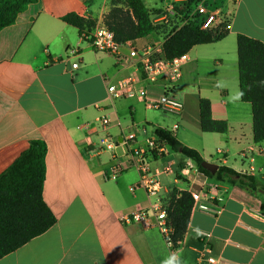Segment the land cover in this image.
Returning a JSON list of instances; mask_svg holds the SVG:
<instances>
[{"label":"crops","instance_id":"crops-1","mask_svg":"<svg viewBox=\"0 0 264 264\" xmlns=\"http://www.w3.org/2000/svg\"><path fill=\"white\" fill-rule=\"evenodd\" d=\"M213 1L232 12L229 33L187 53L189 61L176 89L184 109L169 121L148 115L146 107L141 115L142 103L135 100H111L104 80L120 76L114 57L95 52L76 27L63 21L75 13L98 24L112 0H38L0 32V174L32 142L44 141L43 199L57 219L46 232L1 258L0 264H163L172 253L159 229L127 218L161 200L170 202L174 190L200 193L203 202L220 209L212 215L192 207L175 253L178 264H207L199 253L206 246L205 257L216 258L218 264H264L262 193L196 173L191 159L171 149L164 157L149 158L162 185L159 197H152L141 188L131 190L140 180L135 166L116 179L108 176L115 162H130L123 146L101 150L104 139L120 142L129 132L146 145L159 127L196 149L204 161L254 176L264 185V141H254L251 104L240 95L236 98L237 36L264 43V0ZM143 2L152 19L166 0L152 7ZM149 39L135 44L142 47ZM70 48L78 49L79 55L69 57ZM163 85L159 81L150 86L151 99L158 98ZM202 98L210 101L214 120L227 122L226 134L202 131ZM102 116L111 119L109 127L101 126ZM169 164L172 171L166 172ZM214 182L216 191L209 187ZM207 193L215 199L208 200Z\"/></svg>","mask_w":264,"mask_h":264},{"label":"trees","instance_id":"trees-1","mask_svg":"<svg viewBox=\"0 0 264 264\" xmlns=\"http://www.w3.org/2000/svg\"><path fill=\"white\" fill-rule=\"evenodd\" d=\"M38 0H0V32L13 25L18 16ZM196 0H189L193 3ZM125 11L111 9L105 17V24L115 34L118 43L150 38L156 28L151 13L143 0H124ZM114 6V3L112 4ZM63 21L76 27L80 35L90 32L96 25L75 13L63 17ZM229 29L214 36L199 27L189 25L169 35L163 44L168 59L189 53L192 48L212 44L224 39ZM239 89L241 101L250 103L253 115V133L256 143L264 141V43L239 34L237 36ZM201 129L206 133L226 134V121L214 120L211 103L200 100ZM155 134L165 141L173 151L191 159L200 173L217 181H227L252 193H262L261 210L264 213V185L251 175L220 166L212 175L201 164L204 159L194 149L183 145L170 131L157 127ZM47 145L42 140L32 142L30 147L0 174V259L22 247L28 241L51 228L57 219L43 199V185L46 177ZM158 157V155H154ZM168 206V218L173 228L175 243L183 240L190 221L193 198L188 191L174 190Z\"/></svg>","mask_w":264,"mask_h":264},{"label":"built area","instance_id":"built-area-1","mask_svg":"<svg viewBox=\"0 0 264 264\" xmlns=\"http://www.w3.org/2000/svg\"><path fill=\"white\" fill-rule=\"evenodd\" d=\"M231 2L235 0H230ZM232 13L225 5L219 1L196 0L189 3V0H166L159 12L151 19L156 33H165L159 36V41L151 42L142 47L135 44V41L118 43L115 34L105 24V19L96 24L88 33L81 34V37L90 43L95 52L112 55L116 61L120 76L116 79L105 78L106 91L111 100H135L142 103L147 109L160 110L165 113L179 115L184 109V103L176 96L178 83L183 78L184 66L189 61L188 54H183L173 59H168L163 51V44L167 37L181 28L189 25L199 27L201 30L211 33L214 36L221 35L223 31L229 29ZM69 57H76L79 51L76 48L67 50ZM74 69L78 63L72 65ZM164 82L162 92L157 99L150 98V86ZM103 128L111 124V119L107 116L99 118ZM177 127V125H174ZM121 145L124 151L130 153L131 160L125 165L115 162L108 170V176L116 179L124 170L135 166L140 173L139 183L131 190L143 189L152 197H159L162 185L159 180L160 173L153 172L149 165V158L155 154L158 157L166 156L171 147L158 136L149 138L146 145L138 143L134 132L126 133L119 142V139L106 138L103 140L102 151H114ZM172 166L169 164L166 172H171ZM199 170L196 169V173ZM210 189L216 191L218 183L209 184ZM193 208L200 211L217 215L220 209H213L211 203L203 202L200 193L192 192ZM208 200L215 197L207 193ZM169 202L159 201L151 209H140L132 213L127 221L139 223L146 228L156 227L159 229L169 248L170 253L175 254L179 243H175L172 238L173 228L170 226L168 218ZM208 238L209 235L204 233ZM209 252V247L199 251L201 259H205L207 264H218L214 257H205Z\"/></svg>","mask_w":264,"mask_h":264},{"label":"rangeland","instance_id":"rangeland-1","mask_svg":"<svg viewBox=\"0 0 264 264\" xmlns=\"http://www.w3.org/2000/svg\"><path fill=\"white\" fill-rule=\"evenodd\" d=\"M211 1V0H210ZM226 1H229V0H226ZM146 2H147V5L149 6V7H152V6H154V5H156V4H158V5H160L161 4V0H146ZM230 2V1H229ZM114 3V6H112V4ZM232 3H233V1H232ZM112 4H111V7H110V10L111 9H122V10H124L125 11V4H124V0H112ZM232 5V4H231ZM114 7V8H113ZM110 10H109V12H110ZM231 12V11H230ZM232 13V12H231ZM108 15V14H107ZM163 34H165V33H157V34H155V35H152L151 37H150V39H149V42L151 43V42H156V41H159V36H163ZM177 96V95H176ZM177 98H178V96H177ZM179 99V98H178ZM139 107V112H140V114L141 115H143L144 114V112H146L144 109H146L145 108V106L143 105V104H140V106H138ZM147 113H148V115L150 114V115H153V116H156L157 118H160V119H162V118H164L165 116L168 118V121L169 120H171V118L172 117H176L177 115H174V114H170V113H165V112H162V111H160V110H153V109H151V110H148L147 111ZM129 115H127L126 116V120H130V117H128ZM150 119H152V118H150Z\"/></svg>","mask_w":264,"mask_h":264},{"label":"water","instance_id":"water-1","mask_svg":"<svg viewBox=\"0 0 264 264\" xmlns=\"http://www.w3.org/2000/svg\"><path fill=\"white\" fill-rule=\"evenodd\" d=\"M201 166L204 169L208 170L213 176L216 175L219 169V165L207 161L202 162Z\"/></svg>","mask_w":264,"mask_h":264},{"label":"clouds","instance_id":"clouds-1","mask_svg":"<svg viewBox=\"0 0 264 264\" xmlns=\"http://www.w3.org/2000/svg\"><path fill=\"white\" fill-rule=\"evenodd\" d=\"M239 95H241V94L237 95V97H236L237 99L239 98ZM174 262H175V264H178V257L175 254H173L171 256V258L166 259L165 261H163V264H174Z\"/></svg>","mask_w":264,"mask_h":264}]
</instances>
